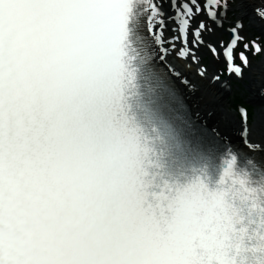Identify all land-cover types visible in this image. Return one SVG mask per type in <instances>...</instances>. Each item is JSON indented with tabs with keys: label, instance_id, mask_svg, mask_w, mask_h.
<instances>
[{
	"label": "snow or ice",
	"instance_id": "1",
	"mask_svg": "<svg viewBox=\"0 0 264 264\" xmlns=\"http://www.w3.org/2000/svg\"><path fill=\"white\" fill-rule=\"evenodd\" d=\"M254 57L264 0H0V264H264V114L221 136L170 60Z\"/></svg>",
	"mask_w": 264,
	"mask_h": 264
},
{
	"label": "bare ground",
	"instance_id": "2",
	"mask_svg": "<svg viewBox=\"0 0 264 264\" xmlns=\"http://www.w3.org/2000/svg\"><path fill=\"white\" fill-rule=\"evenodd\" d=\"M217 37L220 36L216 34ZM201 54L204 57L203 50ZM170 60L182 76H186L193 84L197 85V91L194 93L187 89L184 90L192 117L199 123L213 128L225 138H236L238 128L232 124L231 114L225 110L230 95L221 96L218 90L203 87L204 82L197 75V67L194 64L188 66L186 62L177 61L175 58H170ZM210 67L214 68L212 65ZM261 81H264V58L260 57L258 60L253 59L252 78L250 81H244V93L247 94L248 101L255 105L256 112L264 114V98L260 97L259 91L255 87Z\"/></svg>",
	"mask_w": 264,
	"mask_h": 264
},
{
	"label": "rangeland",
	"instance_id": "3",
	"mask_svg": "<svg viewBox=\"0 0 264 264\" xmlns=\"http://www.w3.org/2000/svg\"><path fill=\"white\" fill-rule=\"evenodd\" d=\"M249 32L251 33L252 31L249 30ZM219 35L221 36V33L219 32ZM224 38H226V35L223 34ZM255 60H258L259 58L255 57L253 58ZM203 63L207 64L208 67L210 66V64H214V67L216 70L217 68H222L223 67V60H218L217 62H212V55L211 53L207 52V54L204 56L203 58ZM210 68V67H209ZM215 70H213L212 72H214ZM234 84H238L239 86L238 87H235L234 89V92L229 96L228 98V104H226L225 106V110L227 113L231 114L232 112L235 111V107H234V103H235V99L236 97H239L241 99H243V102L245 103V105L248 107V109L250 107L253 108V112L254 110L256 111V107L255 105H253L252 103H250L248 101V98H247V94L244 93L245 91V85H244V82H237V81H233Z\"/></svg>",
	"mask_w": 264,
	"mask_h": 264
}]
</instances>
